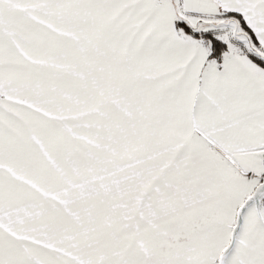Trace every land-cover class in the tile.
<instances>
[{"label":"snow or ice","instance_id":"snow-or-ice-1","mask_svg":"<svg viewBox=\"0 0 264 264\" xmlns=\"http://www.w3.org/2000/svg\"><path fill=\"white\" fill-rule=\"evenodd\" d=\"M0 264H264V0H0Z\"/></svg>","mask_w":264,"mask_h":264}]
</instances>
